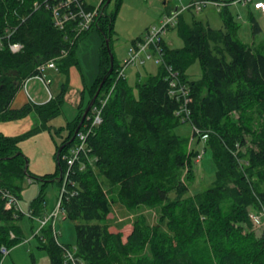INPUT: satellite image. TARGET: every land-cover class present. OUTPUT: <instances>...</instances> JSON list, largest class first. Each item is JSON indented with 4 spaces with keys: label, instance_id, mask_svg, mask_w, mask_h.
Segmentation results:
<instances>
[{
    "label": "trees",
    "instance_id": "16d2710c",
    "mask_svg": "<svg viewBox=\"0 0 264 264\" xmlns=\"http://www.w3.org/2000/svg\"><path fill=\"white\" fill-rule=\"evenodd\" d=\"M36 1L0 0V119L33 111L39 126H47L61 112L70 67H78L77 40L93 25L103 37L98 76L85 88L89 102L105 76L94 104L109 96L101 109V122L88 134L86 152L80 155L85 166L80 168L76 162L71 167L61 201L65 218L74 222L77 264H264V231L256 235L251 230V214L264 220V41L245 43L237 38L238 23L226 8L220 12L222 28L193 17L188 21L184 12L192 9H187L175 25L182 46L170 47L162 39L163 61L178 72L189 90L190 121L205 137L215 166L209 187L184 196L188 187L181 168L193 153L184 151L182 137L175 132L184 123L174 113L179 101L168 94L165 66L138 76L134 91L125 77L117 76L114 57L107 74L110 57L105 38L111 35V15L101 12L88 30L73 38L71 31L52 25L44 7L35 9ZM105 1L101 0L100 11ZM251 21L253 33L259 32L253 17ZM12 42L22 48L12 52ZM53 58L57 71L65 75L59 93L44 103L29 101L12 108L24 80ZM195 60L200 76L190 78L186 70ZM83 111L81 105L67 124L69 133L57 149L58 157L56 152V171L38 178L57 180L64 170L62 157L76 139L70 141ZM17 140L0 133V187L20 197L28 169ZM42 200L39 195L31 202L33 213ZM118 201L130 209L155 206L158 217L149 222L138 215L124 230L107 221L112 204ZM4 202L0 195V246L11 248L20 241V228L8 223L20 215L4 209ZM10 229L17 238L8 237ZM39 232L34 236L38 247L46 250L49 264H65L63 249L68 246L57 243L50 225Z\"/></svg>",
    "mask_w": 264,
    "mask_h": 264
},
{
    "label": "rangeland",
    "instance_id": "374dc122",
    "mask_svg": "<svg viewBox=\"0 0 264 264\" xmlns=\"http://www.w3.org/2000/svg\"><path fill=\"white\" fill-rule=\"evenodd\" d=\"M100 1L84 0L92 7L98 6L99 9ZM165 1L163 3V0H109L107 4L104 3L105 6L99 12V15L102 12L113 17L111 35L108 37V39L110 38L111 49L108 46L117 61L115 68L117 74L123 66L124 59L129 57V50L134 43L145 36L149 27L152 25L158 26L163 17L169 14V10L181 2V0ZM216 1L220 2L218 6L208 3L199 11L183 10L185 11L184 16L188 21L193 17L209 23L213 28H222L223 20L220 12L226 8L238 23V28L235 32L237 38L245 43L264 41V16L261 12L252 11L251 13L248 8L249 4H243L242 2L232 3V0ZM251 17L254 18L260 27L257 33L252 31ZM175 25L176 23L168 28L162 34V38L170 47H181L183 41L176 31ZM102 42V34L96 25H93L87 33L77 40L76 56L78 67L73 66L69 69L68 85L63 92L61 112L50 120L47 126H39L38 116L33 111L13 119H0V133L18 139L17 142L21 152L26 157L28 169V174L24 176L22 182L20 197H17L19 198L20 206L17 209L14 207L6 208L4 202V209H10L14 212V215H20V218L8 223L20 228V241L8 248V254L3 256L0 253V264H49V256L46 250L38 247L39 240L37 236H34L40 233L39 231L42 227L49 225L57 243L68 246L67 248L64 247L63 255L67 250L70 251L72 257L75 253L76 234L74 222L69 218H65L64 211L61 208H58L56 212L61 186L64 184L62 176L65 168L60 170V181L62 180L60 183L51 178L42 179L38 178V176L56 171V152L69 133L67 124L77 116L81 105L85 108L88 104V90L85 88L83 92H79V88L81 85L89 87L98 76V50ZM151 54H153L151 59H147L144 54L139 56L137 60H133L132 63H125L122 77L126 78L127 83L133 87L134 91L136 89L134 83L138 76L142 78L149 73L154 74L158 65H162L160 61H155V53ZM200 72L198 60L193 61L186 70V74L190 78H198ZM45 74L49 79L48 86L37 77H30L25 84L24 82L22 83V87L18 91L25 97L26 102L41 103L44 98H50L52 94L56 95L59 93L61 83L65 81V75L57 70H46ZM108 96L109 93L105 96L106 100ZM14 104L17 106L20 103L16 100ZM23 104L21 103L18 108ZM234 116H237V113L234 112ZM179 120L183 121L184 124L177 126L175 132L182 137L184 151L193 153L190 155L185 167L181 168V178L188 187L184 196H187L204 190L211 185L214 179L215 166L211 151L205 142V137L199 135L201 131L194 129L190 117L186 120L179 117ZM74 137H76V134ZM196 137H201V139L196 141ZM247 137L249 139L248 135ZM72 145L69 146L68 150ZM196 147L199 150L197 153L191 150ZM78 164H84L85 166L83 161L78 162ZM102 180L104 181V179ZM29 182L32 183L29 184ZM39 195H42L43 200L40 203V209L37 214L32 212L30 204ZM3 196L2 194L1 197L5 199ZM53 211L57 214L55 216L52 215L44 224H41V220L48 217ZM138 215H144L147 221L154 222L158 217V210L155 206L148 205H140L130 209L118 201L112 204L111 213L108 215L107 221L112 225L120 226L122 229L127 230L126 228ZM251 230L256 235H260L264 231V220L258 221L253 218ZM16 234L14 229H10L8 237L17 238ZM40 239V241L44 240L43 237H40Z\"/></svg>",
    "mask_w": 264,
    "mask_h": 264
},
{
    "label": "built area",
    "instance_id": "2783aa9c",
    "mask_svg": "<svg viewBox=\"0 0 264 264\" xmlns=\"http://www.w3.org/2000/svg\"><path fill=\"white\" fill-rule=\"evenodd\" d=\"M165 1V0H163ZM242 2L243 4H251L253 8L259 9V11L264 15V0H232V3ZM212 4L218 6L219 1L214 0H181V2L169 11V14L164 16L163 19L159 22L158 26L152 25L146 30L145 36L134 43L133 47L129 50V57L124 59L123 66L119 70L117 76L122 77L123 70L125 68V63H132L133 60H137L139 56L144 55L147 59H151L155 53V61L161 62L160 64L164 65L167 71V80H168V94L176 98L179 101L178 108L174 111L175 115L186 120L190 117L189 102L191 97L189 95V90L185 83H183L178 75L176 70H173L171 66L166 65L162 60V34L170 27L174 26L177 22L178 15L186 9H192L194 11H199L206 4ZM44 7L50 14L52 25L61 30V31H71L74 33L76 38L81 35L84 31L88 30L97 15H99V7H87V4L84 0H38L34 3L35 9L38 7ZM9 48L12 52H17L22 48V44L19 42H12L9 44ZM39 72L32 77H37L45 85L48 86L49 79L47 78L45 71L46 70H57L55 58L46 61L38 66ZM24 80L25 82L29 79ZM23 84V86H24ZM106 101V97L101 99L99 103L94 104L91 108L90 114L87 116V122H85L83 129L78 130L76 133V140L67 153L63 155V160L65 162V170L63 172L62 178H64V184L61 186L59 199L56 205V212L58 208H61V201L66 192V183L67 176L71 167L76 163L80 162V155L83 152H86V138L88 134L92 131L93 127L98 125L101 122V109ZM197 131L198 128L193 126ZM83 165H80V168H83ZM0 194L4 195L5 198V207L6 208H18L19 198L12 194L8 189L0 187ZM62 209V208H61ZM53 211L48 217H45L41 220V224H44L48 218L57 213ZM252 218L258 220V217L254 214H251ZM67 250V249H66ZM65 250V251H66ZM9 249L3 245L0 246V253L4 256L8 254ZM64 263L65 264H77L75 258L72 257L70 251L67 250L64 254Z\"/></svg>",
    "mask_w": 264,
    "mask_h": 264
},
{
    "label": "water",
    "instance_id": "95a60500",
    "mask_svg": "<svg viewBox=\"0 0 264 264\" xmlns=\"http://www.w3.org/2000/svg\"><path fill=\"white\" fill-rule=\"evenodd\" d=\"M108 1H109V0H106L105 4H107ZM105 4H104V6H105ZM108 42H109V39H108V37H107V38L105 39V45H106V47H107V51H108L109 56H110V67H109V69H108V73H110V72L112 71V68H113V55H112V53L110 52V49H109V46H108V45H109ZM104 79H105V76L101 79V81H100V83H99V85H98L97 90L95 91L94 95L91 97V99L89 100L88 104H87L86 107L84 108V111H83V113H82V116H81V118H80V121H79L77 127L75 128L74 133H73V136L71 137L70 141L73 140L75 134H76L77 131L79 130L80 125L83 123V121H84V119H85V117H86V114L88 113V111H89L90 107L92 106L94 100H95L96 97L98 96L99 90H100V88H101V86H102V84H103V82H104ZM70 141H69V142H70ZM59 150H60V148H59ZM59 150H58V152H59ZM58 152H57V157H58ZM24 168H25V169L27 168V160L25 161V167H24ZM60 179H61V171L59 172V175H58V177H57V180H60Z\"/></svg>",
    "mask_w": 264,
    "mask_h": 264
},
{
    "label": "crops",
    "instance_id": "0c3cea01",
    "mask_svg": "<svg viewBox=\"0 0 264 264\" xmlns=\"http://www.w3.org/2000/svg\"><path fill=\"white\" fill-rule=\"evenodd\" d=\"M255 1H257V0H255ZM101 2V1H100ZM86 3V2H85ZM87 4V3H86ZM87 5H89V4H87ZM249 11L252 13V11H259V9H255V8H253L252 7V5L251 4H249ZM260 12V11H259ZM250 13V14H251ZM262 14V13H261ZM263 15V14H262ZM264 16V15H263ZM73 67V66H72ZM71 68V67H70ZM70 72V71H69ZM70 78V77H69ZM42 82V81H41ZM43 83V82H42ZM85 87H86V85H81L80 86V88H79V92H83L84 90H85ZM53 95V94H52ZM49 98L47 97V98H44L43 99V101L42 102H45V101H47ZM16 100H18V103H26V100H25V97H23V95H21L20 94V91H17L16 92V95L14 96V98H13V100H12V102H11V107L12 108H18V106L20 105V104H18L17 106L14 104V102L16 101ZM41 102V103H42ZM32 182H29V184H31Z\"/></svg>",
    "mask_w": 264,
    "mask_h": 264
}]
</instances>
